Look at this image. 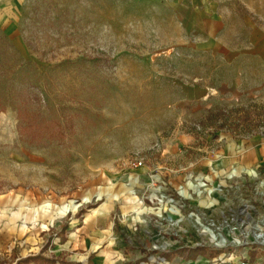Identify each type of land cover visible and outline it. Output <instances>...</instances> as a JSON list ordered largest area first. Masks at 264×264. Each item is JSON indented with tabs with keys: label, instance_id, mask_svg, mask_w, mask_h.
<instances>
[{
	"label": "rangeland",
	"instance_id": "rangeland-1",
	"mask_svg": "<svg viewBox=\"0 0 264 264\" xmlns=\"http://www.w3.org/2000/svg\"><path fill=\"white\" fill-rule=\"evenodd\" d=\"M195 10L216 11L217 40ZM0 38V264L99 246L115 264L178 246L264 264V0H0ZM28 86L43 131L22 128ZM197 216L224 247L195 245Z\"/></svg>",
	"mask_w": 264,
	"mask_h": 264
},
{
	"label": "trees",
	"instance_id": "trees-1",
	"mask_svg": "<svg viewBox=\"0 0 264 264\" xmlns=\"http://www.w3.org/2000/svg\"><path fill=\"white\" fill-rule=\"evenodd\" d=\"M2 38V37H1ZM0 38V57L4 58L5 50L10 47L9 40L6 42ZM5 38V37H4ZM7 39V38H6ZM0 58V59H1ZM3 68L0 65V77L4 74ZM40 92L39 91H31L30 86L26 87L25 90L23 88L19 89L17 92L18 98H20V104H22L23 111L20 114L22 117V128H39V131H43L42 122L45 119H42V114H40L38 107L34 108V104L36 102H41V98L39 97ZM40 104V103H38ZM33 107V109H31ZM5 108V103H2V100H0V111H2ZM31 109V111H30ZM66 125H72L71 119H66L65 122H60L59 118L52 119L51 126L47 125V127L56 126V133L58 134L59 138H64L67 135V132H69L71 129L67 127ZM66 126V127H64ZM37 134H34L32 132L29 133V137L31 139H36L35 137ZM65 226H63L62 229H64ZM63 233V232H62ZM60 234V241H64V235ZM57 235V233L55 234ZM202 248H188V250L185 249H173L171 252H165L162 253L163 256H166V258L171 259L174 257V254L180 255V256H186V257H193L195 258L198 254L202 252ZM217 252H210L211 255H215ZM252 257V255H251ZM78 264L76 261H66L60 257H47L44 254V249L41 250V252L36 254H29L26 255V257L18 258L15 264Z\"/></svg>",
	"mask_w": 264,
	"mask_h": 264
},
{
	"label": "crops",
	"instance_id": "crops-1",
	"mask_svg": "<svg viewBox=\"0 0 264 264\" xmlns=\"http://www.w3.org/2000/svg\"><path fill=\"white\" fill-rule=\"evenodd\" d=\"M189 18L196 21V23L193 25L192 23V29H194L195 33H205L206 37L204 40H202L203 45H207V43H211V41H215L217 40V31L220 29L219 27L222 24V21L219 20L218 18H216L217 13L216 11H214L213 15L211 16H207L206 13L201 12L200 10H195L192 12H189ZM192 21V22H194ZM263 146H264V142H263ZM84 226V225H83ZM67 227V229H66ZM68 231V225L65 226L64 228V240L66 238L65 241H67V234H65V231ZM66 231V232H67ZM58 237V236H57ZM59 238V237H58ZM64 241V242H65ZM87 241V240H86ZM84 247H86L88 244H86L85 242L83 243ZM101 246L96 247L95 249L93 248L91 250V252H88L89 254L87 255V261L84 263L83 261H76L78 264H115V260H112L111 254H107L105 252V248H101ZM107 254V255H106ZM51 256V255H50ZM175 258H177V260H175ZM207 257L203 256H196L195 258H188L185 259L180 255L174 254V257L171 259L166 258V256H163L161 254V256H159L155 263L156 264H170V262L173 261V264H206V262H199L200 260H207ZM215 258V257H213ZM175 260V262H174ZM153 260L150 259V262L152 263ZM59 264V263H57Z\"/></svg>",
	"mask_w": 264,
	"mask_h": 264
},
{
	"label": "built area",
	"instance_id": "built-area-1",
	"mask_svg": "<svg viewBox=\"0 0 264 264\" xmlns=\"http://www.w3.org/2000/svg\"><path fill=\"white\" fill-rule=\"evenodd\" d=\"M190 184H192V183H190ZM203 184L205 185L203 187V189H208V191H209L210 188L206 186V183L203 182ZM192 185H194V184H192ZM198 188H200V187H198ZM182 191L183 190H181V192ZM183 192H185V191H183ZM255 193L260 195V194H264V191L262 189H260V190L255 189ZM176 202L178 203L177 211H179L178 213L180 214V219L183 218V217H184V219L187 218V217L191 218V215H194L193 212H191L189 215L187 214V216H185L184 214H181V211H182V209H183L185 204L184 203H179L178 201H176ZM176 206H177V204H176ZM243 212H244V209L241 210V214ZM196 219H197V224L200 225L201 227L203 226L202 229H201V232H205V233L209 232L208 233V239L210 241V243H207L205 241L203 243H201V242L200 243L199 242L195 243L196 246H199V247L202 246L203 247V245L204 246L206 245V246L210 247L211 249L212 248L213 249H217L218 247L220 248V247H224L225 246V244L222 242V240L225 239L224 235H222V234L216 235V231L217 230L224 228L225 225L223 223H219V224L216 225L214 223V221L212 220V218L211 219H207L205 221H201L200 217L197 216ZM241 225L242 224H239V226H241ZM258 238L264 241V236H261V238L260 237H258ZM180 247H183V246H180ZM180 247L178 246L175 249L180 248ZM185 247H187V248L188 247H192V245H188V246H185ZM170 251H172V250H170ZM170 251H164V252H170ZM215 259H217V258H213V260H215ZM209 261L210 260L207 259L206 263H208ZM246 262L247 261L245 260V256H243V258L238 257V264H246Z\"/></svg>",
	"mask_w": 264,
	"mask_h": 264
},
{
	"label": "bare ground",
	"instance_id": "bare-ground-1",
	"mask_svg": "<svg viewBox=\"0 0 264 264\" xmlns=\"http://www.w3.org/2000/svg\"><path fill=\"white\" fill-rule=\"evenodd\" d=\"M199 262H204V261H199Z\"/></svg>",
	"mask_w": 264,
	"mask_h": 264
}]
</instances>
